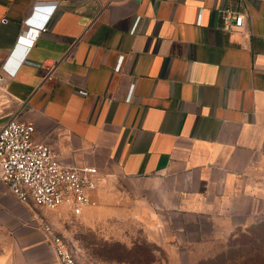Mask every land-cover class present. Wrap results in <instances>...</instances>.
Segmentation results:
<instances>
[{"label":"crops","instance_id":"crops-1","mask_svg":"<svg viewBox=\"0 0 264 264\" xmlns=\"http://www.w3.org/2000/svg\"><path fill=\"white\" fill-rule=\"evenodd\" d=\"M227 9L241 28H223ZM8 60L0 128L15 116L63 164L96 165L98 199L113 174L130 181L141 264H247L264 214V1L0 0ZM62 214L0 180V264H59L41 223Z\"/></svg>","mask_w":264,"mask_h":264},{"label":"built area","instance_id":"built-area-1","mask_svg":"<svg viewBox=\"0 0 264 264\" xmlns=\"http://www.w3.org/2000/svg\"><path fill=\"white\" fill-rule=\"evenodd\" d=\"M221 16L225 30L232 31L243 26V13L227 9L222 11ZM134 31L135 27L132 33ZM27 35L20 36L18 43L32 44L39 35V29L30 28ZM9 62L0 71V85L6 74L13 75L15 72L8 66ZM122 62L123 56L118 70ZM56 69L57 62L48 66L42 82L53 80ZM34 133L35 126L32 123L22 122L15 116L0 128V180L10 192L25 204L62 211L72 217H80L89 208L98 205V167L93 164H63L47 143L34 139ZM41 230L59 264H81L69 239L55 223L42 220Z\"/></svg>","mask_w":264,"mask_h":264},{"label":"rangeland","instance_id":"rangeland-1","mask_svg":"<svg viewBox=\"0 0 264 264\" xmlns=\"http://www.w3.org/2000/svg\"><path fill=\"white\" fill-rule=\"evenodd\" d=\"M109 178V177H108ZM130 181L116 173L107 180L105 190L99 195L98 206L89 208L82 216L72 217L66 213L57 217L58 226L69 239L70 245L81 264H109L103 259V249L114 247L116 242H139V227H125L130 221L125 205L129 199L124 188ZM251 244L245 246L247 264H264V214L260 224L250 233ZM125 244V243H124Z\"/></svg>","mask_w":264,"mask_h":264},{"label":"trees","instance_id":"trees-1","mask_svg":"<svg viewBox=\"0 0 264 264\" xmlns=\"http://www.w3.org/2000/svg\"><path fill=\"white\" fill-rule=\"evenodd\" d=\"M149 246L141 245L139 242L134 243L132 247H128L122 242H116L114 247L103 249V259L107 263H146L147 256H142V253H147Z\"/></svg>","mask_w":264,"mask_h":264}]
</instances>
